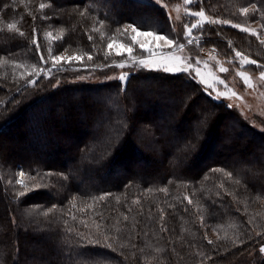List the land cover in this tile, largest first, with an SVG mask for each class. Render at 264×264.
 Segmentation results:
<instances>
[{
  "label": "trees",
  "instance_id": "1",
  "mask_svg": "<svg viewBox=\"0 0 264 264\" xmlns=\"http://www.w3.org/2000/svg\"><path fill=\"white\" fill-rule=\"evenodd\" d=\"M252 4L262 29L264 0L202 6L238 23ZM127 24L173 27L144 0H0V264H264V130L184 73L131 66L122 84L52 67V56L76 53L70 65L109 75L121 57L106 58V44ZM203 38L264 71L258 38L223 25ZM33 68L45 72L37 79ZM218 225L229 234L208 238Z\"/></svg>",
  "mask_w": 264,
  "mask_h": 264
},
{
  "label": "rangeland",
  "instance_id": "2",
  "mask_svg": "<svg viewBox=\"0 0 264 264\" xmlns=\"http://www.w3.org/2000/svg\"><path fill=\"white\" fill-rule=\"evenodd\" d=\"M144 1L161 7V5L155 3V0H144ZM164 3L168 5V8L167 10L163 7L162 8L166 11L168 17L171 16L170 21L173 23L172 30L169 31L167 35L171 37L174 36L173 38H175L176 40H178L180 37L185 39L184 25L187 23L190 26L191 23L195 22V18L185 15V10L187 9L189 11H199L200 8L203 7L202 4L200 3V0H192V3L188 5H185L184 0H162V4ZM243 7H248L249 9H251V5L248 6L245 5ZM237 10L239 11L240 9ZM205 11L207 15L211 16L206 9ZM256 13H259L261 15V13L258 11H256L255 13H251L247 16L242 15L240 13V17L242 18V20L240 19L238 23L243 25L244 27H248L250 29H256L259 40H264V28L261 29L258 20L259 17L256 15ZM252 14H255L256 17L253 18ZM212 18L220 19L215 17ZM222 25L223 24H219V25L206 24L204 27L209 26L210 28L211 27L214 28L215 26H222ZM223 26H230V25H223ZM140 31L148 32L146 30H140ZM158 34H163V33H158ZM200 34H201L200 30H194L192 36L194 44L192 46H189L190 48L185 46V48L182 50L175 46L171 49H168L163 44L162 41H153L151 37L137 36V40L143 41L146 45H151L153 47H156L157 49L156 57H155L156 59H160L161 56H182L184 57L185 61L191 60L193 66H195V61L199 59L200 60L199 71L203 74V76L207 80V83L210 85V87H205L203 84L200 83L203 90L213 99L224 102L229 108H231L233 111L239 114L254 128L261 131L264 130V81L260 79V72L253 73L252 68H250V66H255V65L252 64L245 65L242 68L239 63V58L235 57V51H226L223 53H218L213 46H206V45L200 46V43L204 41V38L200 39L201 37ZM132 35L135 34L131 33L129 30V34H125L124 36H114V37L110 36L109 40L114 39L116 41V43L114 44V48L113 50H111V52L116 55V51H115L116 47L121 43L125 45H131ZM253 37L257 38V36H253ZM124 39H127V41ZM107 44L105 49L108 51ZM121 51L124 52V55H120L119 56L121 57L120 60H118L115 64L118 65L120 63H124L125 67L121 68L115 65L117 69L114 72H110L109 75H106L104 77L98 75L95 76L96 73L94 74L93 72L90 71L87 72V70H84V68L74 67L69 63H65L64 61H61L62 63L60 62V64L57 65L56 68H60V69L67 68L71 70L72 76L76 81L88 80V81L98 82V81L111 80L115 78L120 80L119 79L120 75L125 72L128 73V71L130 70L131 65L133 63V59L140 58V53H139L140 50L138 44L135 46L134 51L131 54L125 52L124 49H121ZM135 51H137L138 53ZM73 55L77 56L76 53L75 54L71 53L70 56ZM57 56H68V55L65 53H61ZM71 63L73 64L74 62L72 61ZM220 67H225L228 69V71L220 72L219 71ZM81 71L83 73H81ZM240 71L245 72L250 77V84H251L250 87H246L243 82V79L237 74ZM180 73H184L186 76L198 82V78L195 76L194 72H180ZM220 80H223L224 83L221 84L219 82ZM232 92L237 93V95L233 96ZM217 93H223V95L217 96ZM7 144H10V142H7ZM20 172L21 170L17 172L16 180L19 179L23 181V184H18V186L21 187L24 185V176H20ZM259 214H261V216L264 217V208L261 211H259ZM248 221L250 222V219H248ZM229 231L230 228L225 225H218L216 227L213 226L212 229L210 230V233L206 234V236L209 235L208 238L212 237L217 239L218 236L222 237L229 234ZM262 246H264V244ZM262 254L264 255V253Z\"/></svg>",
  "mask_w": 264,
  "mask_h": 264
},
{
  "label": "snow or ice",
  "instance_id": "3",
  "mask_svg": "<svg viewBox=\"0 0 264 264\" xmlns=\"http://www.w3.org/2000/svg\"><path fill=\"white\" fill-rule=\"evenodd\" d=\"M205 2V0H200V3L203 4ZM155 3L158 5H161V7L165 8L167 10L168 5L166 3L162 4V0H155ZM185 5H188L190 3H192V0H184ZM46 5L44 3H41L39 5V9L43 10L45 9ZM240 13L242 15H249L251 13H255L257 11V5L256 4H252L251 5V9H249L248 7H242L240 8ZM84 13H81V16H83ZM185 15L190 16L195 18V22L191 23L190 26L189 24H185L184 25V38L187 41V44L191 45L194 41H193V31L194 30H200L201 31V37L200 39L203 38V29L204 26L207 25H219V24H223V25H230V27L234 28V29H238L241 32L244 33H248L251 36H257L258 37V33L256 29H250L248 27H244L243 25L239 24V23H232L230 20H220V19H214L211 16L206 14V11L203 7L200 8L199 11H189V10H185ZM35 19V17H34ZM264 19V18H262ZM169 20H171V16H169ZM9 30H13L16 29V24L15 23H9L7 25ZM140 26H133L132 24H127L123 27V29L118 28L116 31L119 35L124 36L125 34H129V30L131 33H134L135 35L131 36V40H132V44L131 45H125L123 43L117 45L116 47V55L120 56V55H124V52L121 51V49H124L125 52H127L128 54H131L134 51L135 46L138 44L139 45V50H140V58L138 59H133V63L131 66L133 67H139V68H143V69H147V70H155V71H163L165 73H169V74H177L180 72H194L195 76L198 78V82L203 84L205 87H210V85L207 83L206 78L203 76V74L199 71V65H200V60L197 59L195 61V66H193V63L191 62V60H187L185 61L184 57L182 56H161L160 59H156V52L157 49L156 47H153L151 45H146L143 41H139L137 40V36H144V37H151V39L153 41H162L163 44L168 48L171 49L174 46L179 48V49H184L185 48V44L181 43L180 41L176 40L175 38L167 35V34H158L156 31H148V32H143L139 30ZM93 31H100L99 29H93ZM20 35L23 36L24 33L20 32ZM48 35L50 36L51 33H48ZM100 35L101 38L104 37V33L102 31H100ZM33 40L32 43L33 45L36 46V52L40 57V63L41 64H47V60L43 54V52L40 50V44H39V40L37 38V30L34 28L33 29ZM89 41L93 40L92 35L88 36ZM116 43V41L114 39H110L108 44H107V49L108 51L105 53V57L107 58L108 55L111 54V50H113L114 48V44ZM261 44H264V40H260ZM235 57L239 58V63L241 65V67L243 68L245 65H256L257 61L256 60H252L250 59L248 56L246 55H242L241 52L239 51H235ZM131 58V57H130ZM82 58L80 56H52L51 60H52V65L53 68H56L57 65L60 64L61 61H64L65 63H70L72 61H80ZM88 59L92 60L93 57L91 55H88ZM107 66V65H106ZM118 67H125L124 63H120L118 65H116ZM259 66V65H258ZM220 72H227L228 69L225 67H220L219 68ZM33 72L35 73L36 78L38 79L40 77L41 74H43L45 72V69L41 68V70L39 72L36 71L35 68H33ZM242 79L243 82L245 84L246 87H250V77L243 71H240L237 73ZM31 75V74H30ZM128 75L129 73H122L119 77V79L121 80L122 84H126L127 79H128ZM260 79L262 81H264V71L260 72ZM35 80H30L27 83L28 84H35ZM221 84L224 83L223 80L219 81ZM122 91L124 90L123 87L121 89ZM223 95V93H217V96H221ZM233 96H236L237 93L232 92ZM231 106V105H230ZM215 171H220L219 169H216ZM25 173L23 171L20 172V176H24ZM16 184H23L22 180H16L15 181ZM25 193L24 192H20L19 196H24ZM109 194H105L99 197V200L103 201L106 199V196ZM184 199L188 200L189 203H191L192 201L185 196ZM73 207H75V204L72 205ZM89 208H91V205H88ZM163 219V216L161 217ZM125 219H127V217H125ZM97 243L99 241H96ZM89 243H92V241H89ZM209 244L212 243L211 240L208 241ZM109 247L111 245H108ZM260 251L262 253H264V246H261Z\"/></svg>",
  "mask_w": 264,
  "mask_h": 264
}]
</instances>
